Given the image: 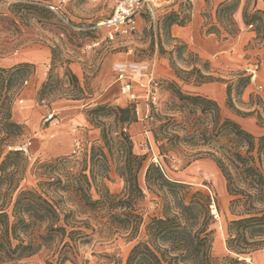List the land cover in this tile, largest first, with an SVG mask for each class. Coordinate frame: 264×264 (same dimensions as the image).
<instances>
[{
	"label": "rangeland",
	"instance_id": "374dc122",
	"mask_svg": "<svg viewBox=\"0 0 264 264\" xmlns=\"http://www.w3.org/2000/svg\"><path fill=\"white\" fill-rule=\"evenodd\" d=\"M19 1L29 6L20 7L17 12L13 4ZM233 2L237 4L236 9H221V4ZM152 3L155 4V18L144 7L138 17L137 29L125 33L104 24L115 11L114 0H0V58L31 51L38 59L37 62L18 63H29L31 66L27 67L23 78L14 82L13 117L24 125L26 132L16 148L23 149L29 162L21 187L37 188L39 178L34 173L37 162L67 156L70 160L67 167L81 168L85 152H89L92 145L103 144L101 127L89 121V108L102 103L120 106L135 104L139 107V119L128 127L134 152L147 154L146 165L153 161L161 162L171 178L190 183L211 195V213L215 218L211 226L215 229L212 246L214 262L252 264L253 256L263 251L264 246L246 255H239L227 247L226 224L235 216L230 210L231 195L227 191L226 179L214 158L207 153H199L206 150L204 147L181 144L163 161L158 155L154 135L148 129L154 120L151 117L154 111L165 110L174 99L168 84L172 80L186 93L201 94L214 100L213 96L203 94L193 86L219 82L226 89L228 83H232V106L227 89L226 95L216 100L222 115L234 119L252 117L258 126L264 127V54L262 58L251 60L252 52L249 50L254 48L253 45H245L246 57L237 45V38L246 26L256 30V43L264 41V13H261L263 20L255 26L247 25L244 18L245 13L264 10V1L152 0ZM167 16L177 21L173 25L184 27L186 38L173 34V25L168 26ZM110 31L113 37H110ZM53 48L56 49L55 66L52 65ZM234 57L249 65L238 67L227 63V59ZM67 59L69 63L65 62ZM119 59L144 60L154 66L162 84L156 104L147 100L144 90L140 91L141 98L135 102L121 93L113 71V63ZM11 67L0 65L4 69ZM52 67L53 73L62 80L39 101L38 91ZM194 67L201 69L205 75H211L210 78L201 79ZM67 68L77 75L81 91L70 85ZM41 70L46 73L44 79L37 77V72ZM177 72L182 78L177 76ZM244 74H250L251 80L242 88L239 79ZM250 111L252 114H245ZM176 117L181 116L176 114ZM113 120L104 118L106 122ZM239 123L248 130L245 127H249L248 123ZM112 128L119 129L114 125ZM77 141L80 142V149L74 152ZM146 165L139 173L143 186ZM103 181L112 192L120 193L124 189L125 181L117 173L113 159L109 162L108 176ZM92 193L97 196L95 186ZM140 205L144 223L138 238L116 234L106 239L96 235L91 242L80 244L79 248L71 251L64 246L69 238L58 236L34 255L20 260L19 264H59V257L65 250L71 258L63 264H126L131 248L144 235L150 217L161 215L159 197L148 190ZM212 205L219 208L218 216L212 212Z\"/></svg>",
	"mask_w": 264,
	"mask_h": 264
},
{
	"label": "trees",
	"instance_id": "16d2710c",
	"mask_svg": "<svg viewBox=\"0 0 264 264\" xmlns=\"http://www.w3.org/2000/svg\"><path fill=\"white\" fill-rule=\"evenodd\" d=\"M236 5L234 2L221 4V9L234 10ZM23 6L29 5L22 1L13 4L17 12ZM261 13L264 10L245 13V23L257 25L263 20ZM167 19L169 27L177 22L170 16ZM55 63L56 49L53 48L52 65ZM29 66L21 63L10 69L0 68V264H19L58 236L69 238L64 246L71 251L91 242L96 235L106 239L116 234L138 238L144 223L140 202L146 197V190L159 197L161 215L150 217L144 235L131 248L126 264H216L212 255L215 229L211 226L215 218L211 213V195L171 178L161 162L146 165L147 154L134 152L128 127L139 119L135 104L102 103L89 108V121L101 127L103 144L92 145L85 152L81 168L67 167L70 161L67 156L37 162L34 167L39 178L37 188L21 187L29 162L23 149H17L16 145L26 132L24 125L13 117L12 102L14 82L25 76ZM193 70L201 79L211 76L199 68ZM67 75L70 85L81 91L79 79L71 68H67ZM177 76L182 78L178 72ZM61 80L52 67L38 91L39 101ZM250 80V74L240 77L242 88ZM168 84L174 99L165 110L154 111L151 115L154 120L148 129L154 135L159 157L164 161L181 144L206 148L199 153L214 158L231 195L230 210L235 217L226 224L228 249L246 255L263 247L264 134L256 136L236 119L223 116L216 100L186 93L176 81ZM226 89L232 106V83ZM245 114L250 115L252 111ZM104 118L114 120L106 122ZM113 125L119 129L114 130ZM111 159L125 181L120 193L112 192L103 181L108 176ZM145 165L143 186L139 173ZM70 258L65 250L59 264Z\"/></svg>",
	"mask_w": 264,
	"mask_h": 264
},
{
	"label": "built area",
	"instance_id": "2783aa9c",
	"mask_svg": "<svg viewBox=\"0 0 264 264\" xmlns=\"http://www.w3.org/2000/svg\"><path fill=\"white\" fill-rule=\"evenodd\" d=\"M114 2L115 11L112 17L104 22V24L111 26L113 29L125 33L135 31L137 29L138 17L144 7L155 18V4L152 3V0H114ZM109 35L113 37L111 31ZM113 71L115 80L120 85L121 93L131 101L135 102L139 100L141 98L139 90L143 89L147 100L153 104L158 102L162 84L152 64L144 60L129 61L119 59L113 63ZM253 72L255 73V70ZM136 110L139 112V107H136ZM78 149H80L79 141L76 142L74 152H77Z\"/></svg>",
	"mask_w": 264,
	"mask_h": 264
},
{
	"label": "crops",
	"instance_id": "0c3cea01",
	"mask_svg": "<svg viewBox=\"0 0 264 264\" xmlns=\"http://www.w3.org/2000/svg\"><path fill=\"white\" fill-rule=\"evenodd\" d=\"M183 28L184 27L173 25V27H172L173 34L175 36H181L183 38H186V35H185ZM257 39L258 38H257L256 30L253 29L252 27H249V26L242 28V30H241L238 38H237V45H238V47H241V49H240L241 53H242V51H244L245 45H247V44L253 45L254 48L249 50V52H252V57L250 58L251 60L252 59L257 60L258 58H262L263 54H264V41L261 44H259V43L255 42V41H257ZM260 45H262L263 48L262 47L260 48ZM241 53L239 54L240 56L242 54H244V56L246 57L245 51L242 54ZM250 59H248V60H250ZM25 61L37 62L38 59L36 58L35 55L32 54L31 51H27V52H24L18 56H15V57L0 58V65L1 66H13L15 64H18L20 62H25ZM226 61H228L227 63L232 64L233 66H238V67H242V66L245 67L246 65H249V64H246V65L242 64V62L240 61V59H238V57H234V59L229 58ZM251 69L254 70L253 68H251ZM255 73H257V71H255ZM45 74L46 73L43 70L38 71L37 77H39L40 79H44ZM115 82L118 83L116 80H115ZM118 85H119V83H118ZM119 87H120V85H119ZM193 88L198 90L199 92H201L203 94L213 96L216 100H221L222 96L224 97L226 95L225 87L223 86V84H221L219 82H210V83H203L200 85H194ZM142 90L143 89H140L139 92ZM236 120L241 122V123H248L249 127L245 125V127H247L248 130L255 132L257 134H264V127L258 126L256 123V120L254 118L250 117L248 119H243L241 117H236ZM253 259H254V262L252 264H264V250L255 253V255L253 256Z\"/></svg>",
	"mask_w": 264,
	"mask_h": 264
},
{
	"label": "bare ground",
	"instance_id": "6f19581e",
	"mask_svg": "<svg viewBox=\"0 0 264 264\" xmlns=\"http://www.w3.org/2000/svg\"><path fill=\"white\" fill-rule=\"evenodd\" d=\"M212 212L218 216V210L215 205H212Z\"/></svg>",
	"mask_w": 264,
	"mask_h": 264
}]
</instances>
